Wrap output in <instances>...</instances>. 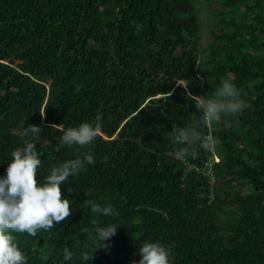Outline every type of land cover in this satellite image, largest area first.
<instances>
[{
	"label": "trees",
	"instance_id": "16d2710c",
	"mask_svg": "<svg viewBox=\"0 0 264 264\" xmlns=\"http://www.w3.org/2000/svg\"><path fill=\"white\" fill-rule=\"evenodd\" d=\"M213 9L203 48L196 0H0V176L25 140L38 181L94 157L61 186L64 221L13 233L27 264H138L144 241L170 248L171 264H264V0ZM223 79L248 107L204 124L194 96ZM82 123H99L97 139L63 145ZM29 125L41 132L25 136ZM192 125L209 148L178 159L170 132ZM109 225L106 243L94 239Z\"/></svg>",
	"mask_w": 264,
	"mask_h": 264
},
{
	"label": "clouds",
	"instance_id": "9594fccd",
	"mask_svg": "<svg viewBox=\"0 0 264 264\" xmlns=\"http://www.w3.org/2000/svg\"><path fill=\"white\" fill-rule=\"evenodd\" d=\"M187 95L193 96L191 93ZM194 97L195 107L202 113L204 124L219 122L228 115L236 117L248 107L242 97V91L228 79L221 80L212 96ZM40 132L41 127L38 125H29L24 129L25 136H36ZM100 132L99 123H82L78 127L65 129L60 140L63 145L69 147L78 145L87 148L97 139ZM170 134L174 137V143L182 146L175 153L178 159L184 160L190 155H195L200 148H209L208 140L200 134L195 125L174 127ZM214 162H219L216 155ZM93 163V155L83 151L76 158L51 168L46 178L38 181L37 169L41 159L37 145L31 140H25L22 147H17L11 152V160L5 173L0 176V264H27V257L15 243L13 233H27L35 237L39 230H50L55 224L64 221L72 211L69 199L61 193V186L70 176L77 175L85 164ZM88 204L93 213L104 216L114 214L110 206H102L92 200H89ZM117 227H98L94 239L106 243L115 234ZM138 251V264H171V249L158 241H144ZM71 258L72 252L65 248L64 261ZM83 259L87 260L88 257L84 256Z\"/></svg>",
	"mask_w": 264,
	"mask_h": 264
},
{
	"label": "rangeland",
	"instance_id": "374dc122",
	"mask_svg": "<svg viewBox=\"0 0 264 264\" xmlns=\"http://www.w3.org/2000/svg\"><path fill=\"white\" fill-rule=\"evenodd\" d=\"M196 7L201 23L202 46L203 48H206L209 41V31L213 24V0H196ZM16 65H18V62L15 64V66Z\"/></svg>",
	"mask_w": 264,
	"mask_h": 264
}]
</instances>
